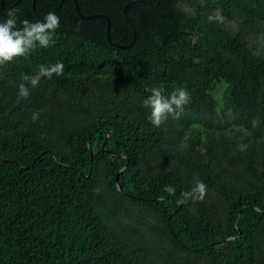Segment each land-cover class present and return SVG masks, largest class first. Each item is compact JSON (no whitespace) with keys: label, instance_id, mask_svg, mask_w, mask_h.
<instances>
[{"label":"trees","instance_id":"16d2710c","mask_svg":"<svg viewBox=\"0 0 264 264\" xmlns=\"http://www.w3.org/2000/svg\"><path fill=\"white\" fill-rule=\"evenodd\" d=\"M33 1L0 0L18 26L60 18L0 66V264H264V0H144L127 48L75 0ZM129 1L78 4L127 46ZM151 87L191 100L154 127Z\"/></svg>","mask_w":264,"mask_h":264},{"label":"clouds","instance_id":"9594fccd","mask_svg":"<svg viewBox=\"0 0 264 264\" xmlns=\"http://www.w3.org/2000/svg\"><path fill=\"white\" fill-rule=\"evenodd\" d=\"M18 26L14 13L0 19V66L24 57L37 47L48 48L54 34L60 27V18L54 13L35 22L23 20ZM64 64L57 62L51 65H40L34 75H25L18 88V96L27 99L31 92L39 86L42 79H52L53 76L63 75ZM150 95L144 100V106L150 109L149 119L154 127H160L169 117L179 118L191 96L187 88L178 87L170 94L162 87L147 89ZM33 120L39 119V113L34 112ZM172 191L171 188L167 189Z\"/></svg>","mask_w":264,"mask_h":264},{"label":"water","instance_id":"95a60500","mask_svg":"<svg viewBox=\"0 0 264 264\" xmlns=\"http://www.w3.org/2000/svg\"><path fill=\"white\" fill-rule=\"evenodd\" d=\"M36 0L33 1V8L35 9L36 8ZM63 1V0H62ZM144 0H131L129 2H127L124 7H123V14L125 16V18L127 19V21L130 23L131 27L133 28V33H134V39H133V42L127 46L125 45H122L120 43H117V42H114L112 39H111V19L109 16H107L106 14H102V13H98V14H89V15H84L80 8H79V4H78V0H75V5H76V10H77V13L81 16V17H84V18H94V17H104L106 20H107V30H106V35H107V39L108 41L117 46V47H120V48H127L129 46H131L132 44H134V42L136 41L137 39V31H136V28H135V25L131 19V17L129 16L128 14V10L131 8V7H134V6H138L140 5ZM9 11V9L7 11H5L3 14L7 13ZM42 17V16H41ZM105 146V142H103L102 144V147L104 148ZM91 150V153H93L92 151V148H90ZM118 182V180H117ZM118 187L120 190H122V186L119 185L118 183ZM237 223V221H236ZM237 227H238V224H236ZM241 234V231L238 233L237 236H239ZM237 236H232V237H228L227 239H231V238H234V237H237Z\"/></svg>","mask_w":264,"mask_h":264},{"label":"rangeland","instance_id":"374dc122","mask_svg":"<svg viewBox=\"0 0 264 264\" xmlns=\"http://www.w3.org/2000/svg\"><path fill=\"white\" fill-rule=\"evenodd\" d=\"M215 95H216V97L218 98V100H219L220 102H222V98H223V86H222V85H221V86L219 87V89L216 91Z\"/></svg>","mask_w":264,"mask_h":264}]
</instances>
